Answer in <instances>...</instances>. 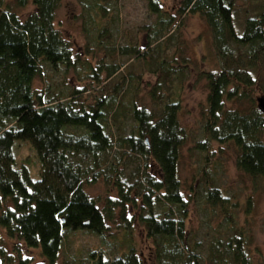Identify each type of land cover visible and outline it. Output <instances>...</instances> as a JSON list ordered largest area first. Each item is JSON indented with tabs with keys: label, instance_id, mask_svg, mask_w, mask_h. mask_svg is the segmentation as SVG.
Segmentation results:
<instances>
[{
	"label": "trees",
	"instance_id": "16d2710c",
	"mask_svg": "<svg viewBox=\"0 0 264 264\" xmlns=\"http://www.w3.org/2000/svg\"><path fill=\"white\" fill-rule=\"evenodd\" d=\"M77 1L86 14L104 17L102 0ZM171 1L175 0H148L147 11L157 24L146 31L145 49L135 41L121 48L118 56L129 64L150 63L149 54L156 51L162 56L187 18L202 20L221 68L199 75L206 95L199 109L201 140L195 149L204 155L206 165L224 146L232 147L237 170L250 179H263L264 112L254 99L262 93L261 85L241 75L245 69L232 64L231 54L233 46H241L264 57V6L245 22L238 37L233 26L235 0H180L172 12L161 4ZM60 3L0 0V264L33 263L32 258L7 254L1 233L17 243L15 251L22 244L26 250H39L45 261L38 264H57L66 234L86 232L111 240L106 237L111 222L120 234L116 238L132 244L111 258L107 253L112 247L102 241L105 255L91 252L86 260L73 259L70 264H264L259 251L255 250L258 260L253 258L243 232L220 237V224L211 226L210 220L220 213L226 230L233 228L231 208L236 204L208 178L197 188L200 196L192 187L188 196L183 194L178 165L180 150L190 137L178 120L180 97L167 96L162 103L156 96L163 76L183 77L174 53L151 61L157 65L154 84L142 78L148 70L119 75L121 67L107 61L113 60V50L100 44L108 30L102 23L95 38L96 50L102 52L97 65L82 61L90 88L69 87L64 96L35 88L45 68L54 73L77 66L71 43L55 26ZM28 6L29 13H17ZM85 49L83 59H93L95 52ZM142 86L156 112L139 105ZM126 115L133 124L129 133L121 131ZM22 145L38 161L36 181L16 165L14 155ZM201 175L208 176L205 167ZM95 185L105 187L107 194L89 196L86 189ZM198 210L205 213L198 216ZM201 217L203 223L197 226L205 232L193 229ZM136 227L138 244L133 242Z\"/></svg>",
	"mask_w": 264,
	"mask_h": 264
},
{
	"label": "rangeland",
	"instance_id": "374dc122",
	"mask_svg": "<svg viewBox=\"0 0 264 264\" xmlns=\"http://www.w3.org/2000/svg\"><path fill=\"white\" fill-rule=\"evenodd\" d=\"M90 1L91 4H94L95 0ZM147 3L148 0H102L101 6L105 15L100 19V15L96 16V12H94L95 14H86L77 0H61L55 14V26L64 38L71 43L74 59L76 57L79 58L77 66L70 68L68 71L59 70L54 73L45 68L44 76L41 80L35 82V88L41 93L48 88L52 93L54 92L57 95L62 94L63 96L68 92L69 87L90 88L91 86L87 83L88 73L85 65L82 67V61H88L92 67L97 65L102 52H97L98 44L95 42V38L97 29H99V25L102 23V26H107L108 30L102 36L100 44L108 46L110 50H113V60L108 58L107 61L109 64H118L121 67L119 75H124L126 70L138 74L137 72H141V69H143V71L148 70L147 72H143V80L151 84L158 81L154 73L157 70V65L153 62L151 63L152 60L159 57V55H156V51L149 54L148 58L151 59L147 61L150 63L135 61L133 64H129L126 57L118 56L121 48H126L128 44H133L135 41L136 43L138 42L140 50L145 49L142 42L145 40L146 31L148 29L152 30L153 26L157 24L156 17L149 15L147 11ZM179 3L180 0L161 2L162 6L171 12L174 11L172 8ZM263 6L264 0H235L233 26L238 37L244 32L245 22L256 17ZM31 9V6H28L26 9H18L17 13L24 15L29 13ZM174 38L175 40L169 42V48L164 49L163 55L159 58L163 59L165 56L168 57L174 53L177 64L182 63L183 68L176 66L177 70L180 69L182 71L183 75H181L183 77L177 79V77H173L171 74L163 76L165 79L163 77L160 79V88L156 96L159 97V101L162 103L167 101V96L176 98L179 95L180 97L182 109L178 120L180 126L189 131L190 137L189 141L180 150L181 158L178 165V175L183 194L185 197L188 196L191 187L197 191V188L202 183L204 184V181L208 178L214 188L221 191L223 197L231 200L232 204H236L234 208H231V215L234 218L233 228L228 227L229 230H226L227 227L223 223V217H221L220 213L216 216V219L214 217L212 221L210 220L211 226H216V223L220 224V237L232 234L237 235L238 232H243L250 243L251 251L254 253L255 250L259 251L264 256V178L250 179L239 172L235 165L236 153L232 147L224 146L220 153L217 152L214 156L212 155L210 162L206 163V165L203 162L204 155L195 149V144L201 140V134L198 129V122L200 120L199 109L204 103L206 95V84L204 79H199V75L208 71L215 73L221 68L219 66L221 65V61L217 59L214 52L215 49L213 50L211 44V34L202 20L198 17H189L184 21L180 33L175 35ZM86 47L95 52L92 56L93 59L90 56H85L86 58L83 59ZM109 49H106L104 53ZM231 55L232 64L234 63L238 67L245 69L241 70V75H246L247 78L249 77L248 80L261 85L262 93L259 92L254 97L256 107L258 108L257 99L264 97V57L258 52L251 53L249 49L241 46H233ZM256 60L259 63L256 64ZM180 82H182V89L179 88ZM260 94L263 96H260ZM138 97L140 98L139 105L148 110L157 111L155 104L146 95L143 86L140 88ZM90 98L93 99V96H90ZM231 104L227 103L228 107ZM243 106H245L244 103ZM129 117V115L124 116L125 122L121 126V131L123 128L124 133H129L133 125ZM16 145L17 143H15ZM21 147L22 150L18 148L14 155L16 165L24 167L28 171L30 179L36 181L39 171L36 156L32 151L27 150V148L25 149V145ZM204 167L208 176H200V172ZM195 177L197 178L195 179ZM198 177L199 180L197 181ZM86 191L93 198L107 194V189L102 185L92 186L87 188ZM200 194L201 191L199 189L197 196H200ZM109 195L113 196L114 194L109 193ZM137 202H139V199ZM197 212L198 216H202L205 213L204 211L201 214L199 210ZM202 223V217L201 219H195L193 229L196 228L197 231L201 230L205 232V229L200 226ZM110 224L111 228L106 237L111 240H107L105 237V240H101L86 232L66 234L57 264L66 262L70 264L73 262V259L86 260L91 252L105 255L104 245L112 247L108 253L106 250L109 257L111 255L118 256V252L122 253V248L125 250L132 243L126 242V244L125 242H120V239L116 238L120 234L114 229L115 222H111ZM198 224L200 225L197 226ZM138 230L137 227L133 230V234L136 235L133 240L135 244H138ZM1 236L8 244L7 254L12 255L13 258L16 259L17 256L26 260L32 258V264L43 263L45 261L41 258L39 250H26L22 244L15 251L17 243L14 241L9 242L2 233ZM102 241H104V245H102ZM145 244L146 242L144 241L143 247H146ZM14 246L15 248H13ZM115 256H111V258ZM253 258H255V261L258 260V255L255 253ZM15 262L17 263L16 260Z\"/></svg>",
	"mask_w": 264,
	"mask_h": 264
},
{
	"label": "water",
	"instance_id": "95a60500",
	"mask_svg": "<svg viewBox=\"0 0 264 264\" xmlns=\"http://www.w3.org/2000/svg\"><path fill=\"white\" fill-rule=\"evenodd\" d=\"M257 106H258V109L261 111V112H264V98H258L257 99Z\"/></svg>",
	"mask_w": 264,
	"mask_h": 264
}]
</instances>
